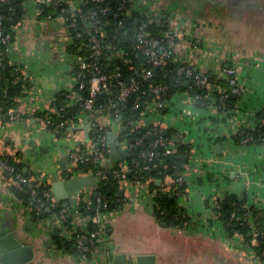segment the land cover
Returning a JSON list of instances; mask_svg holds the SVG:
<instances>
[{
  "label": "crops",
  "instance_id": "obj_1",
  "mask_svg": "<svg viewBox=\"0 0 264 264\" xmlns=\"http://www.w3.org/2000/svg\"><path fill=\"white\" fill-rule=\"evenodd\" d=\"M153 1L163 17H174L176 22L185 25L192 23L190 31L194 30L196 36V68L211 71L220 60L218 54L236 60L238 79L244 88L238 111L250 113L264 106V52L253 50L251 42L244 44L227 33L228 21L223 23L214 17L226 9L216 11L208 3L195 6L194 0ZM41 6L49 7L44 1H24L21 6L23 17L13 27L11 55L28 81L19 106L32 115L12 123L4 121L0 115V153L14 157L27 175L41 176L51 187L54 181L79 174L71 172L70 151L91 142L93 137L91 129L88 138L83 130L68 129L64 134L53 132L44 125L41 117L33 115L51 111L55 94L73 82L72 54L82 53L81 47L66 43L63 21L55 16L48 20L47 14H42ZM254 20L251 18L250 21ZM178 50L177 55L187 53L180 45H177ZM67 104L73 105L70 97ZM184 115H170L168 122L169 118L154 114L153 120L173 128L182 135L183 142L190 143V159L183 171L186 194L179 196L188 222L182 227L167 226L147 208L146 195L140 197L135 191L118 186L114 207L103 212L106 235L85 260L53 247L51 236L56 231L60 235L63 233L40 219L32 220L28 207L9 191V176L3 177L0 173V218L20 240L32 245L35 255L28 264H112L105 250L113 254L126 253L129 264L136 254H154L155 264H264L260 258L257 262L250 259L252 247L243 236L248 245L246 248L230 240L235 235L227 237L215 211L216 202L227 192L245 197L247 207L264 209V146L234 143L228 146L217 141L229 134V130L234 131L236 126L235 120L222 125L213 107L197 111L193 119L189 114ZM217 144L221 145L220 151ZM244 171L248 181L243 178ZM157 185H162L161 190L166 191L163 189L170 186V178L165 177ZM94 187L87 186L78 192L90 193ZM119 190H122L121 194ZM27 193L31 195L28 189ZM91 207L88 208L91 210ZM258 239L253 236L251 244L255 245Z\"/></svg>",
  "mask_w": 264,
  "mask_h": 264
},
{
  "label": "built area",
  "instance_id": "obj_2",
  "mask_svg": "<svg viewBox=\"0 0 264 264\" xmlns=\"http://www.w3.org/2000/svg\"><path fill=\"white\" fill-rule=\"evenodd\" d=\"M26 0H23V2ZM46 2L49 6H55L57 10L56 18L63 21V37L69 45L78 46L82 48V53H73L71 61V70L73 81L71 84L64 86L63 90L68 93L70 97V103L78 105L81 108L80 117L77 119L69 118L66 120H60L58 122H52L49 118H42V122L51 131L56 132L59 128L64 126H79L86 124L89 129L93 131L94 137L89 143H82L76 148L70 151L71 169L78 167L82 163H95L99 160L105 161L107 157L105 155V149L108 147L107 133L115 130L118 135L119 146L121 149L132 150V142L126 139L120 138V132L122 124L120 118V108L124 104L125 99L128 95L134 92H139L134 100V108L142 105L141 111L138 116L129 121L127 125L131 130L137 128H146L150 125L153 127L158 126L161 129L166 128L153 120L154 114H159L164 118H170L175 114L177 116H185L189 114L191 119L195 118L196 112L200 110H209L213 107L217 111L218 121L223 125L226 122L235 120L234 126L236 129L233 131L229 130V134H224L226 137L225 144L231 146L233 143L230 136L238 132H242L244 128H254L257 123L264 126V114L260 119L256 118V113L259 109L251 110L250 113L238 111V103L244 95V88L242 87L241 81L238 79V70L236 67V60L233 58L225 57V55L218 54L220 60L216 63L209 73L198 69L194 66V50L196 47L195 31H190L192 23L185 25L183 22H176L175 18L170 19L162 16V12L157 10V5L153 0H116L115 3H111L110 0H35L38 2ZM9 0H0V4L8 3ZM22 2V4H23ZM94 4L90 8H85L87 4ZM135 14H144L145 22L144 27L136 32L135 35V49L137 52L145 57L152 66L163 67L167 63L168 58L174 52L176 54V76L181 78L182 88L172 92L170 96H165L168 88L164 84H153L149 83L146 88H142L144 81H147L152 76V70L145 68L144 66L137 68L129 65L133 70V74L129 79L128 83L122 82L118 77L120 76L119 66H114L113 71H104L99 66L102 61H110L115 58L122 59L124 52L122 49L114 48L111 45L103 44L102 39L107 35L106 26L109 21L104 18L105 15H110L115 19L118 25L123 24V18L125 16H132ZM81 16L85 23V31L89 33V36L85 42H77L75 39L81 36V31H73L72 26L75 25L76 18ZM23 17V14H22ZM21 17V18H22ZM49 20L51 14H47ZM2 16L0 15V42L3 47H0V68L3 67L5 60L7 63L14 65L15 72H18L23 79L26 80L23 69L14 62L11 55V41L8 35H5L1 25ZM18 23V22H17ZM16 23V24H17ZM14 24L13 27L16 25ZM195 24V23H194ZM149 25L151 26L149 30ZM12 27V29H13ZM193 27V26H192ZM177 45L182 47V50H186L187 53L177 55ZM131 64V62H126ZM215 74L217 77H221L225 80L226 85L215 83L210 79V75ZM88 76V82L81 80V76ZM19 78L17 76L14 81ZM188 82V86L184 87V82ZM88 85V94L83 96L81 90ZM116 86V94L110 95L113 87ZM200 88L203 90L202 93H196L194 88ZM25 90V87H24ZM106 92L108 96L105 101L98 102L96 99L97 93ZM228 96H237L239 99L234 103V106L228 110L225 109V101ZM207 100L208 103L205 102ZM219 103V108L214 104ZM72 106V105H71ZM264 108V106L262 107ZM60 109L52 107L51 112L56 113L60 116ZM32 115L31 112H27L26 109L21 110L18 105L16 108H9L7 110L8 122L12 123L21 118L18 114ZM171 115V117H169ZM52 126V127H51ZM173 129V128H172ZM100 130H105V134ZM153 132L149 129L147 134ZM96 136V137H95ZM175 137L183 139L182 135L177 133ZM253 140L251 136H245L241 139L238 146L250 145L248 142ZM140 142V139L136 141ZM188 143V142H187ZM248 143V144H247ZM176 144L171 139L159 135L156 137L152 146H162V152H155L150 150L148 152H141L140 156L148 159V162L141 166L143 170H149L150 168L157 167V161L162 154H172L176 151ZM97 145V146H96ZM260 146H264L260 145ZM191 149L189 143V150ZM2 154V153H1ZM191 154V152H190ZM190 154L188 160L190 159ZM124 160V159H123ZM188 162V161H187ZM187 164V163H186ZM184 165V169L186 167ZM137 165V163H136ZM176 172L174 177L170 178V184L174 189L184 182L183 171ZM3 170L9 174L7 178V184L12 182L16 185H24L31 193L35 195L39 192L41 198L40 206L36 207V211L40 212L41 209L49 210L50 207L55 206L57 201L51 193L50 187L40 188L45 185L43 179L37 176L24 175L20 172H16V168L9 164L6 160L0 159V173ZM79 174L82 175H94L98 179L105 178L103 170L97 171H83L78 170ZM13 174V176H12ZM111 175L116 179V183L122 189H130L139 194V196L146 195V206L148 209L153 211L156 207L154 197L155 191L150 190L148 187L149 179H142L141 175L137 173L132 174V169L124 161L120 164L118 169L111 171ZM243 178L247 180L246 172L243 173ZM248 181V180H247ZM47 185V184H46ZM169 187L163 190H168ZM90 193H77L70 197L67 201V205L63 206L56 214L40 219L42 223L51 225L61 231L63 236L71 238L75 234V241L78 249L76 255L79 259H88L91 255V251L94 246L102 241L106 235V228L104 224L103 212H108L107 203L102 201L100 197L97 198V203H92ZM81 204V205H80ZM95 206V211L92 215L87 216L81 211V207ZM218 206V201L216 202ZM245 209L247 206L243 205ZM71 216V228H65L64 222L66 216ZM234 215V213L232 214ZM249 213L248 216L243 215V221L250 224L253 236L260 237L261 233H258L256 226L253 222L252 217ZM91 222L93 226L88 227V222ZM186 222L184 223V225ZM235 238L230 239L236 244L244 245V248L248 247L242 239L241 234H234ZM241 238L240 241L238 238ZM264 238V233H262ZM250 253V259L257 262L260 261L257 254L252 250ZM106 254L111 253L109 250H105ZM89 254V257L87 256ZM260 263V262H259ZM264 263V262H262ZM129 264V263H128ZM130 264H134L131 261Z\"/></svg>",
  "mask_w": 264,
  "mask_h": 264
},
{
  "label": "trees",
  "instance_id": "obj_3",
  "mask_svg": "<svg viewBox=\"0 0 264 264\" xmlns=\"http://www.w3.org/2000/svg\"><path fill=\"white\" fill-rule=\"evenodd\" d=\"M23 0H9V2L0 4V15L2 16L1 25L2 30L5 35L9 36L10 41L14 38L13 25L16 24L22 17V6ZM111 3H115L116 0H110ZM94 4H87L85 8H90ZM42 14H51V16L57 15V10L55 6H41ZM105 19L109 21L106 28V36L102 39L103 44H108L114 48L122 49L124 56L122 59L115 58L110 61H102L99 63V66L104 71H113L114 66H119L120 79L124 83H128L130 77L133 74L132 67L140 68L144 66L145 68H150L152 70V76L149 80L144 81L142 88H146L149 83H159L167 86L168 91L165 96H170V94L177 89H181L183 86L181 84V78L176 76V66L178 60L176 61V54L172 52L170 57L167 60V63L163 67L152 66L148 60L141 56L135 49V35L136 32L140 29L147 28L144 27L145 15L144 14H135L132 16H125L123 18V24L118 25L115 22V19L110 15H105ZM151 26L149 25V30ZM73 31H81V36L75 40L79 42H85L89 36V33L85 31V23L82 20L81 16L76 18L75 25L72 26ZM0 47H3V44L0 42ZM77 50V49H76ZM74 51V50H73ZM126 62H131L127 64ZM14 65L7 63L5 60L4 65L0 68V115L2 119L8 122L7 110L9 108H16L19 105L20 99L24 96V87L28 86L27 79H23L18 72H15ZM210 71H208L209 73ZM19 76V78L14 81V79ZM210 79L215 83L226 85V82L223 78L217 77L215 74L210 75ZM81 80L88 82V76L82 75ZM116 86L113 87L110 95L116 94ZM196 93H202L203 90L200 88H194ZM83 96L88 94V85L86 84L85 88L81 91ZM139 95V92L131 93L125 99L123 105L120 108V121L122 124L120 138L126 139L129 142H132L131 155L122 160L120 157L111 160L109 156L108 147L105 149V155L107 160H99L95 163H82L78 167L74 168L71 172L76 173L78 170L92 171L103 170L105 173V178L100 179L95 185L94 190L91 194L92 203H97V198L107 203V209L110 210L114 207L113 200L115 199V194L118 190V184L116 179L112 177L111 171L118 169L122 162H126L128 166L132 169V174L137 173L142 176V179H151L149 181L148 187L150 190L155 191L154 201L156 207L153 209V215L161 222H164L167 226L173 227H182L185 222H188V216L186 215L185 209L182 207L179 202V196L181 194H186V184L182 182L178 188L170 184V188L166 191H162V185H157L156 181L159 179L161 182L164 181L165 177H174L176 172L182 171L184 165L188 161L190 154L189 143L181 142L176 144V151L172 154H162L160 155L157 161V167L150 168L149 170L141 169V166L148 162V159L141 157V152H148L154 150L155 152H162V146H152L156 137L159 135L171 139L173 136L177 135V131L174 129H161L158 126L153 127L152 125L146 128H137L131 130L127 125L129 121L134 120L141 111L142 105L137 108H134V100L136 96ZM108 93L99 92L97 93L96 99L98 102L105 101ZM68 94L67 92L60 90L54 96L52 100V105L55 109H60V116H57L56 113H52L49 110L42 112H35L34 116H39L42 118H49L52 122H58L60 120H66L69 118L77 119L80 117L81 108L78 105L69 106L68 103ZM239 98L237 96H228L225 103V109L228 110L234 106V103ZM206 103L207 100H205ZM219 108V103L216 101L214 103ZM264 114V108H261L256 113V118ZM19 117L25 118L26 114H18ZM212 120L214 118L211 117ZM49 127V126H48ZM52 127V126H51ZM69 129V126H64L59 128L56 133L64 134ZM151 130L152 134H147V130ZM104 134L105 130H100ZM163 131L166 133L163 134ZM92 137H94L93 131H91ZM245 136H251L253 140L248 142L249 144H264V126H261L259 123L254 128H244L243 131L238 132L230 136L232 143L239 144L241 139ZM96 137V136H95ZM140 139V142L136 141ZM226 137H220L217 141L225 142ZM247 143V144H248ZM0 159L6 160L9 164H12L16 168V172H20L24 175H27L23 171V166L20 162L16 161L14 157L1 154ZM137 163V165H136ZM66 173L63 174L65 176ZM13 176V174H12ZM9 191L15 196L18 200L22 201L29 209V215L32 220L45 219L52 214H56L62 207L61 201H56L55 206L50 207L48 211L44 208L40 212L36 211V207L40 206L41 201L38 200L41 198L39 192L35 196H32L27 193V188L24 185H16L12 182L7 184ZM50 187L48 184L40 186L38 189ZM42 199V198H41ZM245 204V197L242 200L238 199V195L234 193H225L224 196L218 201V206L215 207L216 215L222 223V227L227 237H232L235 233L242 234L244 239L249 243L257 256L264 260V238H262V233H264V209H257L253 206L247 207L245 209L243 205ZM81 205V204H80ZM83 214L91 215L93 212L86 206L81 207ZM234 213V215H232ZM250 216L253 219V222L256 226L258 233H261V236L257 240L255 245L251 244V239L253 234L251 231L250 224L243 221V215ZM65 228L70 229L71 216L67 215L64 222ZM93 224L89 221L88 227L91 228ZM52 245L62 252H67L73 255L78 254V249L75 241V234L71 238H66L60 234H53ZM89 257V254H87Z\"/></svg>",
  "mask_w": 264,
  "mask_h": 264
},
{
  "label": "water",
  "instance_id": "obj_4",
  "mask_svg": "<svg viewBox=\"0 0 264 264\" xmlns=\"http://www.w3.org/2000/svg\"><path fill=\"white\" fill-rule=\"evenodd\" d=\"M188 86V82H184V87ZM120 118V117H119ZM70 130H83L86 138L89 136V126L79 125L72 126ZM166 132L164 131L163 134ZM108 150L110 159L120 157L122 160L131 155L130 149H121L119 146L118 135L115 130L109 131L107 134ZM171 140L175 143L183 142L182 139L173 136ZM97 146V145H96ZM216 148L220 151L221 145L217 144ZM3 174L8 177L9 174L3 170ZM99 181L97 176L75 174L66 176L64 180H57L51 184L50 190L56 200L61 201L63 206L67 205L70 197L84 187L96 185ZM158 179L156 183L158 184ZM122 193V190H119ZM242 195H238V199H242ZM95 206L91 210H95ZM48 211L47 209H45ZM57 234V231L55 232ZM35 252L31 244L22 241L18 238L13 229H8L0 218V264H28L34 258ZM107 258L112 264H128L127 254L108 253ZM134 264H155L154 254H136L134 255Z\"/></svg>",
  "mask_w": 264,
  "mask_h": 264
},
{
  "label": "rangeland",
  "instance_id": "obj_5",
  "mask_svg": "<svg viewBox=\"0 0 264 264\" xmlns=\"http://www.w3.org/2000/svg\"><path fill=\"white\" fill-rule=\"evenodd\" d=\"M214 17L219 18L223 23H226L224 20L228 21L229 32L227 33L236 36L239 39L237 41H242L244 44L251 42L253 50L264 52V38L261 37L264 36V9L232 12L224 10L222 13L215 14ZM251 18L255 20L252 22Z\"/></svg>",
  "mask_w": 264,
  "mask_h": 264
},
{
  "label": "flooded vegetation",
  "instance_id": "obj_6",
  "mask_svg": "<svg viewBox=\"0 0 264 264\" xmlns=\"http://www.w3.org/2000/svg\"><path fill=\"white\" fill-rule=\"evenodd\" d=\"M195 6L212 5L216 11L226 9L227 11L258 10L264 9V0H194ZM213 11V12H216Z\"/></svg>",
  "mask_w": 264,
  "mask_h": 264
}]
</instances>
